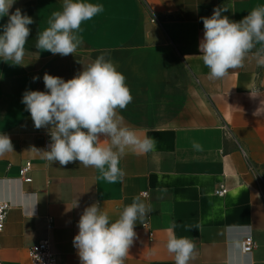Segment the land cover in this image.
<instances>
[{
	"label": "crops",
	"instance_id": "0c3cea01",
	"mask_svg": "<svg viewBox=\"0 0 264 264\" xmlns=\"http://www.w3.org/2000/svg\"><path fill=\"white\" fill-rule=\"evenodd\" d=\"M90 2L104 11L82 23L83 43L67 56L36 48L37 34L63 0H16L10 10L20 8L34 23L25 66L0 60V134L14 146L0 156V200L9 204L0 264H31L28 248L47 236L58 264H80L73 238L84 209L98 203L115 221L135 196L151 211L137 221L124 264H175L166 247L172 234L194 241L189 264H264V67L256 55L264 45H256L243 67L216 80L209 79L199 51L201 17L227 8L222 15L239 21L264 0ZM101 54L126 77L133 97L118 114L156 141L147 154L126 151L119 164L126 176L115 184L78 162L65 169L47 161L41 150L48 128L36 129L21 102L26 90L46 91L45 72L68 80ZM193 142L203 150H195ZM27 161L29 182L18 175ZM220 185L227 188L222 196L214 193ZM36 201L31 216L28 206ZM246 236L254 246L244 252Z\"/></svg>",
	"mask_w": 264,
	"mask_h": 264
},
{
	"label": "clouds",
	"instance_id": "9594fccd",
	"mask_svg": "<svg viewBox=\"0 0 264 264\" xmlns=\"http://www.w3.org/2000/svg\"><path fill=\"white\" fill-rule=\"evenodd\" d=\"M15 2L0 0V19L8 17L7 23L0 25V60L25 66V46L31 34L29 25L34 21L20 8L10 11ZM103 11L102 4L90 0H63L62 9L54 11L48 26L37 34L36 48L54 55H74L83 43L79 34L82 23ZM226 11L227 8H215L210 17H201L204 33L199 43L200 57L209 69V79L213 80L223 79L230 70L243 67L256 45H264V5L254 7L239 21L222 15ZM256 55L258 66L264 67V48ZM38 79L33 77L34 81ZM43 82L46 91L26 90L21 102L36 129L48 128L51 143L48 150H41L47 161L65 169L78 162L98 170L99 179L115 184L123 182L126 176L119 164L127 150L138 154L155 150L154 138L141 136L118 114L133 97L126 77L104 54L71 79L45 72ZM193 148L203 150L196 142ZM12 151L11 138L0 134V156ZM37 202L28 206L31 216ZM150 211L140 196L133 197L115 221L110 220L98 203L86 207L73 238L80 264H124L137 238V221L142 222ZM166 247L174 255L175 264H189L195 258L196 245L188 237L172 234Z\"/></svg>",
	"mask_w": 264,
	"mask_h": 264
},
{
	"label": "built area",
	"instance_id": "2783aa9c",
	"mask_svg": "<svg viewBox=\"0 0 264 264\" xmlns=\"http://www.w3.org/2000/svg\"><path fill=\"white\" fill-rule=\"evenodd\" d=\"M51 143L50 135H48L47 139L44 142V149L48 150V145ZM31 171V163L29 161L25 162L22 166H20L18 170L19 177L25 181L29 182L31 180V177L29 175ZM227 191V188L223 185L218 186L215 188L214 193L216 195L222 196ZM9 209V204L4 201L0 200V231L3 229L4 222L6 219V215ZM143 227H147V222H144ZM52 222L50 219L47 220L46 228L47 230L52 229ZM149 236L151 238L152 233L149 232ZM254 246V241L250 236H246L241 241V248L244 252L249 251ZM27 254L29 257V260L31 264H58L55 252L52 248V243L50 238L44 237L40 239L38 242L30 246L27 250Z\"/></svg>",
	"mask_w": 264,
	"mask_h": 264
}]
</instances>
